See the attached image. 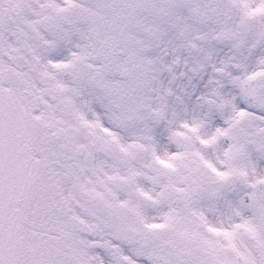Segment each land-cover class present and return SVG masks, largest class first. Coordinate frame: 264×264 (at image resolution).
<instances>
[{"label": "snow or ice", "instance_id": "6c2138e0", "mask_svg": "<svg viewBox=\"0 0 264 264\" xmlns=\"http://www.w3.org/2000/svg\"><path fill=\"white\" fill-rule=\"evenodd\" d=\"M0 264H264V0H0Z\"/></svg>", "mask_w": 264, "mask_h": 264}]
</instances>
